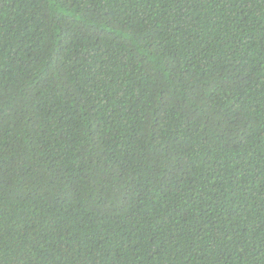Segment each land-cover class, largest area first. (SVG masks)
Returning a JSON list of instances; mask_svg holds the SVG:
<instances>
[{
    "label": "trees",
    "instance_id": "16d2710c",
    "mask_svg": "<svg viewBox=\"0 0 264 264\" xmlns=\"http://www.w3.org/2000/svg\"><path fill=\"white\" fill-rule=\"evenodd\" d=\"M0 264H264V0H0Z\"/></svg>",
    "mask_w": 264,
    "mask_h": 264
}]
</instances>
